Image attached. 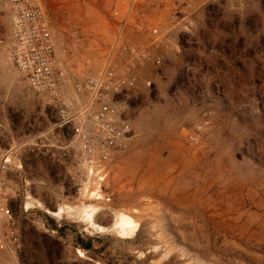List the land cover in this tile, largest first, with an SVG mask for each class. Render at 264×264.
Masks as SVG:
<instances>
[{
  "label": "rangeland",
  "instance_id": "1",
  "mask_svg": "<svg viewBox=\"0 0 264 264\" xmlns=\"http://www.w3.org/2000/svg\"><path fill=\"white\" fill-rule=\"evenodd\" d=\"M132 1L43 0L69 73L83 58L98 65L122 28L143 42L126 19ZM132 12L177 24L161 32L162 66L145 63L116 99L133 139L96 200L75 193L59 104L11 70L0 0V184L19 238L0 264H264V0H137ZM120 215L132 233L113 226Z\"/></svg>",
  "mask_w": 264,
  "mask_h": 264
},
{
  "label": "built area",
  "instance_id": "2",
  "mask_svg": "<svg viewBox=\"0 0 264 264\" xmlns=\"http://www.w3.org/2000/svg\"><path fill=\"white\" fill-rule=\"evenodd\" d=\"M136 1L131 2L126 19L133 21V31L143 42L135 45L122 28L98 65L83 58L69 73L56 53L43 0H3L9 16L11 70L30 92L59 104L60 127L72 132L78 196L101 194L116 155L128 148L133 132L116 99L137 87L145 63L162 66L158 53L161 32L177 24L171 13L154 18L137 14L133 20ZM190 142H196L195 136ZM8 203L0 184V226L6 227L0 248L19 244Z\"/></svg>",
  "mask_w": 264,
  "mask_h": 264
},
{
  "label": "bare ground",
  "instance_id": "3",
  "mask_svg": "<svg viewBox=\"0 0 264 264\" xmlns=\"http://www.w3.org/2000/svg\"><path fill=\"white\" fill-rule=\"evenodd\" d=\"M97 199H99V198L96 197V200H97ZM83 210H84V209H83ZM91 211H92V210H91ZM47 212H48V211H47ZM62 212H63L62 209L59 208V210H58L56 213H52V214H53L54 216H59ZM84 213H85V211H84ZM52 214H51V215H52ZM86 215L88 216L89 219L91 218V217H90L91 214H88V213L86 212ZM88 218H87V219H88ZM91 223H92V222H91ZM113 226H114L115 228H116V227H119L123 233H125L126 229H128V230L130 231V233H132V231H133V229H134V227H135L133 221H132L130 218L124 216V215H120L119 218H118V220L114 223ZM128 233H129V232H128Z\"/></svg>",
  "mask_w": 264,
  "mask_h": 264
},
{
  "label": "trees",
  "instance_id": "4",
  "mask_svg": "<svg viewBox=\"0 0 264 264\" xmlns=\"http://www.w3.org/2000/svg\"><path fill=\"white\" fill-rule=\"evenodd\" d=\"M262 45L264 46V41L261 42ZM48 224L50 225V228L52 230H55L61 234H63V231H64V227L63 228H60L58 229L57 226L54 224V222L52 221H48ZM76 244L79 245L82 249H84L85 251H91L93 249V246H92V242L91 241H87V242H84L81 238L77 237L76 238ZM103 264H115L111 259H103Z\"/></svg>",
  "mask_w": 264,
  "mask_h": 264
}]
</instances>
